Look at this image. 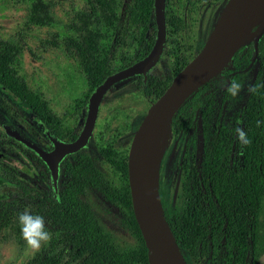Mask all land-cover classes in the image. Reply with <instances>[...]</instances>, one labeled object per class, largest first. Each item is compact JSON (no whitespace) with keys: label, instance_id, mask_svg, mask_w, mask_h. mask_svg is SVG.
I'll list each match as a JSON object with an SVG mask.
<instances>
[{"label":"trees","instance_id":"obj_1","mask_svg":"<svg viewBox=\"0 0 264 264\" xmlns=\"http://www.w3.org/2000/svg\"><path fill=\"white\" fill-rule=\"evenodd\" d=\"M229 1L221 3L223 8ZM123 5L124 0H87L86 9L76 13L70 25L74 37L64 41L65 51L85 74L91 91L111 74L112 58L129 39L137 47L132 59L123 60L121 69L142 60L155 42L154 36L149 34L155 20L154 0H129L121 12ZM164 7L166 33L171 34L181 33L184 14L197 9L196 1L190 0L180 3L179 9L171 0H165ZM44 11L43 6L33 5L31 21L41 24L43 19L40 16ZM153 28L156 29L155 26ZM102 41L112 44L106 54L100 50ZM255 43L245 44L216 76L194 91L169 124L175 131H194L200 126L203 137L202 152L196 157L195 165L190 168L188 164L184 165L187 174V183L183 184L185 211L179 213L169 209L160 198L163 218L184 264H189L186 251L192 250L197 242L215 250L211 264H256L264 195V125L257 127V121L264 120V87L256 94L246 92L244 107L236 112L230 126L219 128L213 141H210L207 131L216 98L221 96L224 102L229 97L226 91L228 82L254 69L249 86L264 85V63L255 68L257 62L263 61L264 43H257L258 57L254 61ZM19 54L20 49L14 44L0 41V91L28 110L53 137L74 141L78 135L73 132L63 134L40 95L31 91L17 76L12 65ZM192 59L182 55L178 57L174 77ZM138 78L143 95L152 100V104L173 80L159 81L148 77L144 83L142 77ZM236 127L248 133L252 141L249 146L239 144L234 132ZM4 135L0 128V151L8 149V142H16ZM18 145L21 147L20 143ZM34 158L43 163L38 156ZM13 163L6 162V167L14 168ZM114 166L124 178L119 188L110 186L88 155L77 152L65 158L60 165L65 176L61 190L44 194L31 212L44 217L52 238L48 246L26 264H148L147 250L132 211L127 157L120 158ZM1 168L0 164V172L4 170ZM9 183L20 186L13 179ZM87 189L100 191L126 211V225L140 246L136 256L121 252L90 208L81 201ZM22 190L28 195L29 189ZM12 217L8 204L0 200V237Z\"/></svg>","mask_w":264,"mask_h":264},{"label":"rangeland","instance_id":"obj_2","mask_svg":"<svg viewBox=\"0 0 264 264\" xmlns=\"http://www.w3.org/2000/svg\"><path fill=\"white\" fill-rule=\"evenodd\" d=\"M171 1L179 9L180 3L189 0ZM190 1H196V12L184 14L181 33H166L165 48L157 64L148 72V77L159 81L173 78L178 57L193 58L214 35L225 10L221 5L224 0L219 3L213 0ZM128 2L124 0L121 12ZM35 4L43 6L45 10L40 16L43 19L41 24L30 19V10ZM86 7L87 0H0V41L10 42L20 49L12 67L26 86L40 95L54 117L56 127L63 130V134L73 132L78 135L82 131L88 100L94 92L90 90L85 74L64 48V41L74 37L70 25L75 14ZM151 25L149 34L156 38V29L153 28L155 21ZM252 37L256 43H264V26L256 30ZM110 45L102 41L101 52L108 53ZM136 47V43L129 39L126 46L118 48L110 63L111 74L121 70L124 59L133 58ZM262 63L264 56L263 61L255 64V68ZM226 65L218 66L211 76L218 74ZM254 74L253 69L237 78L245 85V91L238 97L229 95L224 102L221 96L216 98L207 126L210 141L214 140L221 126H230L236 112L244 107L246 89ZM151 105L152 100L143 95L137 76L111 87L100 103L92 135L80 152L91 158L113 188L121 187L124 180L114 164L120 158H128L133 137ZM3 127L19 132L42 148L48 149L50 146L30 112L0 91V128ZM202 139L200 126L194 131H175L171 126H163L159 131L156 141L161 149L156 160L155 188L159 205L161 198L169 209L179 213L185 211L183 184L187 183V174L184 165L188 164V168L195 165L196 157L202 152ZM8 145V149L0 151V164L4 168L0 172V200L8 204L13 217L1 232L0 264H26L49 242L38 252L29 249L22 238L18 215L25 210L34 211V205L40 203L39 199L54 189L50 172L34 158V153L22 144L20 147L17 142H8ZM6 162H14L15 169L6 167ZM12 179L18 181L21 187L9 183ZM63 179V176H59V189ZM22 188L29 189L28 195ZM81 201L90 208L121 252L135 256L140 252L139 242L128 229L126 211L121 206L95 189H87ZM259 221L256 264H264V195ZM45 225L51 232L47 221ZM214 253L215 250L209 245L197 242L192 250L186 251V259L189 264H211Z\"/></svg>","mask_w":264,"mask_h":264},{"label":"water","instance_id":"obj_3","mask_svg":"<svg viewBox=\"0 0 264 264\" xmlns=\"http://www.w3.org/2000/svg\"><path fill=\"white\" fill-rule=\"evenodd\" d=\"M164 6L165 0H154L156 39L152 49L142 60L107 76L104 82L94 90L88 100L83 129L74 141L61 142L50 137L53 150L45 151L19 132L7 127L2 128L7 137L22 144L44 162L50 171L53 185H56L58 179L59 162L65 156L80 151L88 143L105 93L114 85L133 76H143L146 80L147 73L159 61L166 45ZM261 26H264V0H260L257 9L246 24L222 36H212L202 46L193 59L173 78L163 94L151 105L133 137L127 158L128 186L133 215L147 250L148 264H174L163 254L168 244L162 239L159 233L161 230L168 232L171 241L174 245L175 243L163 218L161 205L157 202L156 195L154 197L147 189L148 178L145 172V166L148 164L147 140L161 131L163 126H169L176 112L194 91L217 75L211 76L218 66L226 65L240 48L250 41H256L252 36ZM254 49L255 60L258 56L257 43L254 44ZM47 134L50 136L49 133ZM175 247L177 249L176 245ZM178 254L181 257L179 251ZM181 260L184 264L182 257Z\"/></svg>","mask_w":264,"mask_h":264},{"label":"bare ground","instance_id":"obj_4","mask_svg":"<svg viewBox=\"0 0 264 264\" xmlns=\"http://www.w3.org/2000/svg\"><path fill=\"white\" fill-rule=\"evenodd\" d=\"M260 0H230L221 16L220 21L215 29L213 37L222 36L229 31L238 28L248 22L253 12L257 9ZM157 132L150 139L147 140L148 146V164L145 166V172L148 178L147 189L152 192L155 197V188L157 182V165L156 160L160 154L161 147L159 146ZM160 235L162 239L167 242V247L164 249V256L174 264H182L181 257L171 241L168 232L161 230Z\"/></svg>","mask_w":264,"mask_h":264},{"label":"clouds","instance_id":"obj_5","mask_svg":"<svg viewBox=\"0 0 264 264\" xmlns=\"http://www.w3.org/2000/svg\"><path fill=\"white\" fill-rule=\"evenodd\" d=\"M262 87H264V85H250L246 90L250 94H256ZM226 91L230 96L238 97L241 92L245 91V85L238 79H232L228 82ZM262 125H264V120H258L257 127H261ZM234 132L241 146L247 147L252 143L248 133L243 128L236 127ZM56 199L59 202L58 193L56 194ZM18 219L21 226L22 238L26 242L27 247L32 251H40L42 246L51 240L52 234L46 228L43 216L35 215L25 210L18 215Z\"/></svg>","mask_w":264,"mask_h":264},{"label":"flooded vegetation","instance_id":"obj_6","mask_svg":"<svg viewBox=\"0 0 264 264\" xmlns=\"http://www.w3.org/2000/svg\"><path fill=\"white\" fill-rule=\"evenodd\" d=\"M155 21V20H154ZM156 27V26H155ZM156 39V38H155ZM152 49V48H151ZM148 55V54H147ZM258 57V56H257ZM257 59V58H256ZM255 59V60H256ZM254 60V61H255ZM125 69V68H124ZM122 70V69H121ZM137 77H142L143 78V82L145 83L146 81H147V79H148V73H147V75H146V80H144V77L143 76H137ZM39 128L41 129V131L43 132V134H44V136L48 139V141L50 142V146H49V148L47 149H45V148H42V147H40L39 145V147L40 148H42L43 150H45V151H52L53 150V144L51 143V141H50V137H52V138H54V139H56V140H59V141H61V142H66V141H63V140H61V139H57V138H55V137H53L51 134H50V132L49 131H47L45 128H43L42 127V124H40L39 123ZM47 133H49V135L50 136H48V134ZM80 134V133H79ZM78 134V135H79ZM78 137V136H77ZM70 142H72V141H70ZM81 151V150H80ZM80 151H78V152H80ZM77 153V152H76ZM75 154V153H74ZM71 155V154H70ZM37 156V155H36ZM68 156V155H67ZM67 156H65L60 162H59V164H58V179H59V176H63V177H65L64 176V174H63V171L61 170V168H60V165L62 164V162L65 160V158L67 157ZM42 161V160H41ZM43 162V161H42ZM46 168H47V166L44 164V162L42 163ZM48 169V168H47ZM48 171H49V169H48ZM50 172V171H49ZM50 176H51V174H50ZM58 179H57V182H58ZM52 180V179H51ZM64 180V179H63ZM57 182H56V185H53V182H52V185H53V191L54 192H58V191H60L61 190V185H60V189L57 187Z\"/></svg>","mask_w":264,"mask_h":264}]
</instances>
